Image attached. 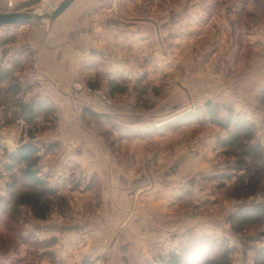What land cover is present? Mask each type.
<instances>
[{
  "label": "crops",
  "instance_id": "1",
  "mask_svg": "<svg viewBox=\"0 0 264 264\" xmlns=\"http://www.w3.org/2000/svg\"><path fill=\"white\" fill-rule=\"evenodd\" d=\"M94 1L80 0L71 11L72 2L56 17L60 30L55 34L44 30L43 37L28 38L25 47L16 43L19 50L34 53L37 67L36 79L27 81L30 86L36 83L28 100H46L55 109V127L33 138L41 149L39 175L57 192L71 186L73 172L88 182L87 189L79 183V190L67 193L75 211L81 212L79 219L37 220L31 231L56 236L53 247L66 262L79 247L94 259L107 254L109 264H152L148 262L152 252H167L173 236L186 238L187 230L194 228L192 214L172 207L192 198L197 186L193 174H200L197 166L204 158L200 151H144L138 141L158 125L152 122L153 114L167 115L208 100L230 105L248 122L263 127L264 109L258 96L264 87V18L260 28L242 32L245 27H237L234 14L241 9L239 2L225 4L214 15L203 2L195 7L172 5L164 20L139 21L119 18L106 4V10L111 8L107 15L95 10L96 20L74 21L73 28L71 22L79 12L104 6L94 7ZM158 39L167 46L164 58L151 55L154 67H142L143 77L128 78L148 59L147 46L155 43L158 48ZM195 45L201 46L196 52L205 53L200 63L192 50ZM87 83L93 90H87ZM111 86L118 88L111 91ZM158 86L163 89L154 94L151 89ZM101 90L106 96L98 93ZM144 100L153 108H140ZM21 132L22 125L0 126L1 147L11 151ZM106 135L118 141L116 151H111ZM164 158L169 162L166 166ZM2 164L0 158V172ZM6 181L7 176H0V192ZM93 203L99 204L95 213ZM200 227L210 232L207 226Z\"/></svg>",
  "mask_w": 264,
  "mask_h": 264
},
{
  "label": "rangeland",
  "instance_id": "2",
  "mask_svg": "<svg viewBox=\"0 0 264 264\" xmlns=\"http://www.w3.org/2000/svg\"><path fill=\"white\" fill-rule=\"evenodd\" d=\"M27 1L28 0H0V11L32 8L36 11L50 12L61 0H38L30 3H27ZM79 1L80 0H76L73 2L68 9L70 10L72 8L71 11H73L74 5L76 3L78 4ZM202 2L206 3V6L210 9L209 13L212 15H214V13L219 14L217 12L218 9L225 4L237 5L240 3L241 9L234 13L237 18V27L239 29L245 27L242 32L253 30L254 27H261V22L264 18V0H96L92 6L98 7L103 4L104 6L101 8L99 7V9L93 7L94 9L90 11L84 10L83 12H79L76 18L73 19V22H71V25L74 28V21H79L80 19H92L94 17L92 20H96L95 17L97 13L95 10H103L100 11V16L107 15V10L111 11V8L106 10V4L113 6L114 14L119 18L123 17V19L129 21H139L148 20L149 18L152 19V17H160L164 20L168 14L167 10L172 5L188 4L195 7ZM55 19L50 21L47 18H43L35 23L26 22L0 27V68H12L13 76L15 77L14 81H18L22 88L26 89L23 94L15 95L9 87L11 81L7 79L0 82V126L9 128L13 125H18L19 127L22 125V132L18 137L16 146L20 142L34 143L35 141L33 138L55 127V109L48 102H46L45 111H43L32 124H26L25 119L20 115L18 103L30 102L27 94L28 92L32 93V86H35L36 83L30 86L27 85V81L36 79L35 71L37 67L34 62V53H29V49L26 48L24 50H19V46L16 44L19 43L25 47V41H27L28 38L39 35L42 36L44 30L47 32L46 34H51L60 30V26ZM149 21L152 23V20ZM76 26H79V24L76 23ZM40 29L42 32H37ZM151 36H153L152 42L156 43V36L158 35L157 32L154 31V27L153 30H151ZM158 41V48L154 46L155 43H151V45L147 46L146 57L148 59H146V63L138 64L136 67L137 72H129L128 78L132 77L138 79V77L145 76L146 72L144 71H146L153 62L151 55L156 56L157 53L164 58L163 56L166 55L167 46L161 44L159 39ZM233 44L234 43H232L231 46H233ZM22 46L21 49L24 48ZM197 46L195 45L192 49L194 55L204 58L205 53L203 51L196 52L194 50L196 48L200 49L201 46ZM6 56H13L14 60H6ZM202 58L198 61L199 63L202 61ZM142 67L146 70L141 71ZM153 67L154 66H151L150 68ZM155 67H157V65ZM230 70L231 71L227 72H232V68ZM31 76H33V78H31ZM27 77H30V79ZM161 79L163 80L164 77ZM86 86L88 88L87 90H93L90 83H87ZM108 86H110V82H108ZM119 86L122 87L120 84L118 87ZM125 89L124 87V90ZM161 89L163 88L158 86L153 87L151 91L154 94H159ZM263 89L264 87L259 91V96ZM139 90H141V88ZM98 93L102 96H106V93L102 90ZM259 96V105L264 109V104L260 102ZM139 106L147 111L153 108V103L144 100L139 103ZM204 109L203 102V104L198 107L189 106L188 108L183 107L174 109L167 115L161 114L160 116L159 114H153L152 122L158 125H154L151 131L142 133L143 141H138L140 147L143 148L144 151H160L163 153H167L166 151H171L172 153H174V151L187 150L200 151L202 155L201 158H204L203 163L197 166V170L201 171L200 174H193L196 176L197 186L195 189L193 188L192 198L184 203L182 201L176 202V209L172 207L173 211L179 213L188 212L189 216L192 214V219L195 221L194 228L187 230L186 238L184 235L180 236L178 233L176 236L177 240H175V236H173L172 240L174 243L170 245L167 252H152L148 260L149 263L160 264V260L172 251L182 252L189 263H193L194 259L200 262L205 252L211 251L212 255H214L218 252L220 253L227 247L229 249L228 259L231 264H252L255 251L259 247L264 246V238L259 235L262 226L250 225L238 231H232L228 222L229 215L236 211L241 205L245 208L250 207L252 204L264 205V189L261 186L264 184V176L256 182L255 176L252 178V185L255 186L253 189L254 192L253 194L246 195L247 190H250L247 186L249 177L253 175V172L260 162L250 155H247L243 159L244 163L242 162L244 168H236L238 167L235 163L236 159L242 156L244 148L237 145L232 147L222 146L220 141L226 136L227 131L209 122L204 114ZM187 114H192L204 120L199 122L181 120L178 122L179 119ZM238 114L240 115V113ZM243 118L248 122L245 117ZM15 120H18L17 124H15ZM251 125L254 131L251 141L264 146V126L257 127L253 123H251ZM111 126L114 127L112 124ZM101 129H105V127H101ZM105 137L111 151H116L114 145L118 141L111 140L109 135ZM25 138L28 140H25ZM119 143L122 145L123 142ZM0 156L1 161H3L0 176H7V181L4 185L5 188L0 192V197L9 195L8 191L13 189V187H8L10 184H14L16 186L15 190H18L19 193L29 190L30 186L26 185L20 178V169L23 165L21 164L16 166L12 171H8L5 168L7 159L2 149H0ZM163 160V166H166L169 162H167L166 158ZM238 165H241V162ZM12 172L14 173L15 179L13 181L10 174ZM203 175L204 177H202ZM221 175H228V177L221 178ZM69 178L71 186L64 189L65 191L57 192L51 187L55 192L48 196L50 207L44 217H35L30 207L25 204L17 205L14 202L5 209L0 207V259H2L0 264H109L110 259L107 254L94 259L93 255L89 256L88 254H82L79 247L77 251L75 250V254L69 258V261L66 262L58 258L59 252L57 253L53 247L57 242L56 236H50L51 234H48V236L42 237V235H37L35 232L31 231V226H33L37 220H54V222L60 220L58 221L59 223H68L71 219H74V217L79 219L78 214L81 212L75 211L67 193L70 194V191L79 190V183L80 185L85 184L84 190L87 189L88 182L81 175L74 172L69 174ZM81 178L85 180L82 181ZM254 183L256 184L254 185ZM191 191L192 190L189 192ZM88 205L90 206V204ZM90 207L95 213L99 204L93 203ZM128 219L129 217H127L125 221ZM179 225L177 226L179 227ZM200 226H207L210 232L205 233V231L199 228L198 230L197 227ZM198 248H200L201 251L205 249V251L199 252Z\"/></svg>",
  "mask_w": 264,
  "mask_h": 264
},
{
  "label": "trees",
  "instance_id": "3",
  "mask_svg": "<svg viewBox=\"0 0 264 264\" xmlns=\"http://www.w3.org/2000/svg\"><path fill=\"white\" fill-rule=\"evenodd\" d=\"M36 2L38 0H28L27 3ZM9 80L10 89L15 95L23 94L26 89L22 88L18 81H14L13 69L0 68V82ZM112 80L110 81V84ZM117 87L111 86V91ZM122 90V88H119ZM259 100L264 104V89L260 93ZM46 100H32L30 102H19L20 115L25 119L26 124L34 123V120L45 111ZM204 114L206 115L209 122L220 126L227 131L226 136L220 141L222 146H239L244 148L241 157L236 159V168L243 169L242 162L245 156L250 155L252 158L259 160V164L253 175L249 177L247 186L250 190H247L246 195L253 194L254 187L253 179L254 176L257 180H260L264 176V146L254 141H251L254 135L253 126L247 122L243 117L236 113L230 105L220 104L212 101L204 102ZM181 120L189 122H199L204 119L197 118L192 114L184 115ZM32 137V136H30ZM3 150L4 156L7 159L5 168L8 171H12L16 166L23 165L20 169V178L30 189L24 192H18L16 186L13 184L8 187L10 189L8 196L0 197V207L5 209L12 203L28 205L35 217H44L45 213L49 210L50 203L48 196L53 194L55 191L48 187L47 182L39 175L38 161L40 159V147L32 142H20L12 151H8L6 148ZM241 162V165H238ZM11 174L12 181L14 179V173ZM228 177V175H221V178ZM243 181V180H242ZM241 181V182H242ZM11 182V181H10ZM256 183H254L255 185ZM243 185V184H241ZM264 189V184L261 185ZM228 222L232 231H238L245 226L260 225L259 235L264 238V205L252 204L250 207L245 208L241 205L236 211L231 213L228 217ZM198 248L199 252H204L205 249ZM198 253V252H197ZM229 249L225 247L220 253L212 255L211 251L205 252L200 262L194 259L193 263H189L188 259H185L182 252L172 251L160 260V264H231L228 259ZM209 255V256H208ZM252 264H264V246L259 247L254 254Z\"/></svg>",
  "mask_w": 264,
  "mask_h": 264
},
{
  "label": "water",
  "instance_id": "4",
  "mask_svg": "<svg viewBox=\"0 0 264 264\" xmlns=\"http://www.w3.org/2000/svg\"><path fill=\"white\" fill-rule=\"evenodd\" d=\"M74 0H61L50 12L36 11L32 8L23 10L0 11V27L26 22H38L43 18L50 21L59 16Z\"/></svg>",
  "mask_w": 264,
  "mask_h": 264
}]
</instances>
